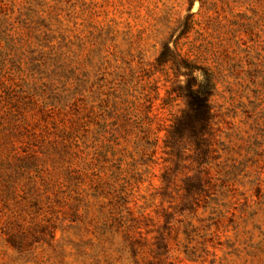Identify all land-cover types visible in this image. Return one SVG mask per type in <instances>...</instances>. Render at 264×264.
<instances>
[{
    "label": "rangeland",
    "instance_id": "1",
    "mask_svg": "<svg viewBox=\"0 0 264 264\" xmlns=\"http://www.w3.org/2000/svg\"><path fill=\"white\" fill-rule=\"evenodd\" d=\"M0 264H264V0H0Z\"/></svg>",
    "mask_w": 264,
    "mask_h": 264
},
{
    "label": "trees",
    "instance_id": "2",
    "mask_svg": "<svg viewBox=\"0 0 264 264\" xmlns=\"http://www.w3.org/2000/svg\"><path fill=\"white\" fill-rule=\"evenodd\" d=\"M176 58L179 59L170 45L165 44L157 57V64L164 66ZM185 64L188 68L185 84L178 83L171 88L174 96L184 97L187 104L183 113L175 118L166 139V146L176 155L180 150V140L185 137L194 141L198 149L206 148L212 133L214 117L211 98L215 92V81L212 74L196 64L189 65L187 62ZM197 70H201L203 77L195 74Z\"/></svg>",
    "mask_w": 264,
    "mask_h": 264
}]
</instances>
